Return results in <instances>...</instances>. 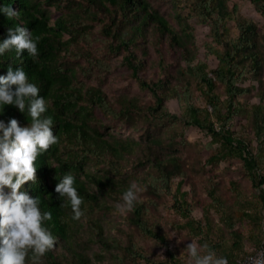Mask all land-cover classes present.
<instances>
[{
  "label": "trees",
  "instance_id": "obj_1",
  "mask_svg": "<svg viewBox=\"0 0 264 264\" xmlns=\"http://www.w3.org/2000/svg\"><path fill=\"white\" fill-rule=\"evenodd\" d=\"M249 1L264 14V0ZM47 2L60 9L67 6L68 11H63L51 24L50 16L35 0H0V3L10 4L17 11L13 17L0 12V40L7 36L8 27L18 24L31 29L33 36H39V55L35 60L26 49L21 51L20 56L16 55L15 49L7 50L0 55V73H6L9 64L14 68L23 66L28 78L39 85V95H43L48 101L43 115L52 117L54 134L59 138L38 156L35 162L36 180L26 181L22 186L31 195L40 197L42 210L52 212L51 220L45 223L57 237V241L55 247L39 260L44 264H95L87 247L91 241L109 245L103 226L89 219L92 237L82 238L78 229L79 218L74 217L68 198L59 196L56 192L55 184L64 174L71 172L76 177L78 194L84 198L81 204L83 214L89 211L87 208L109 209L108 200L122 199V193L131 184L124 168L130 155L136 152L140 153L136 158L137 164L148 165L151 170L144 180L145 187L148 191H163L171 195L174 211L184 219L177 221L178 226L186 227L200 240H209L211 247H219L221 243L210 236L212 228L208 210H204L200 219L191 216L193 203L187 200V192L181 189L182 183L186 181L181 158L172 153L161 156L155 151L152 145L157 142L156 137L151 135L149 129L146 132L145 146L133 139L122 141L104 138L92 122L94 117L89 105L83 102L89 100L106 114L117 118L131 119L143 115L148 122L167 120L179 121L184 127L197 126L207 133L210 144H217L205 162L215 164L221 160L237 159L256 190L259 203L264 204V97L260 96L259 101L250 106L244 104L248 97L255 94L253 90L257 89V85L262 83L264 34L260 35L253 20L240 14L235 3L229 11L226 0H193L198 20L209 28L210 41L204 44V54H210L216 60L215 66L209 68L205 59L196 57V47L191 35L175 31L147 0ZM77 7L80 10L76 11ZM99 12L104 16L102 33L109 39V46L117 52L125 51L122 59L124 65L130 69L139 86L151 93L152 102L148 105L139 103L135 97H122L116 108L101 89H83L74 83V71L62 67L60 57L79 54L76 51L77 41L83 32L85 21L92 17L98 19ZM230 15L236 29L233 35L225 24V18ZM156 32L159 35L155 36ZM151 44L155 46L161 70L156 77L147 78L140 72L145 65V56L150 54ZM162 48L177 51V57L183 65L177 68V71L183 73L182 85L172 83L168 73H164L165 55ZM82 54L93 64L88 51ZM95 62L102 63L99 59H95ZM185 75H189L198 84L200 96H193ZM245 79L254 80L257 85L242 84ZM219 87L222 88L221 91H218ZM171 97L179 103V115L169 112L165 106ZM200 97L204 99L203 106L196 103ZM244 112L248 115L249 133H243L237 127ZM12 116L21 124L31 121L26 111L21 112L15 105L5 104L3 112H0V119L7 121ZM94 159L107 166L103 173L85 168L87 162ZM176 177L179 179L173 186V179ZM90 183L95 190L89 189ZM231 183L235 189L238 188L234 181ZM208 192L212 202L217 206L221 205V199L215 194L213 185ZM146 212V203L138 197L134 208L130 210L129 220L146 236L162 241L167 246L166 256L163 259L144 257L135 244L129 245L131 254L142 257L149 264H186L173 247H168L166 236L149 225ZM224 216L229 228H232L230 234L233 237V248L222 256L227 257L228 264H238V259L262 244L264 216H261L258 208L249 211V206L234 217L225 212ZM246 220L256 226L251 230L250 237L247 236L253 240L252 244L245 241L239 229V224ZM32 255L30 252L26 257V264L34 261Z\"/></svg>",
  "mask_w": 264,
  "mask_h": 264
},
{
  "label": "rangeland",
  "instance_id": "obj_2",
  "mask_svg": "<svg viewBox=\"0 0 264 264\" xmlns=\"http://www.w3.org/2000/svg\"><path fill=\"white\" fill-rule=\"evenodd\" d=\"M35 1L50 16L49 22L51 24L63 11H68L67 6L60 9L53 4H49L47 0ZM147 1L152 8L167 19L175 31L180 34L189 33L191 35L192 42L196 47L197 58L205 59L209 68L215 66V58L210 54L207 56L204 54V44L206 41H210L209 28L198 20V16L193 9V0ZM234 3L237 4L242 16L256 23L260 35L264 34V14L257 10L249 0H226L229 11H231ZM78 9L80 10L78 7L75 10L78 11ZM103 23L104 16L101 12L98 14V19L92 17L85 21L83 32L78 36L77 41L76 51L79 54L61 56L62 67L74 71V83L83 89L89 87L101 89L107 100L116 108L119 107V100L122 97H135L139 103L144 106L148 105L152 102L151 93L139 86L130 69L124 65L122 59L125 51L117 52L109 46V39L102 33ZM225 24L229 27L230 34L233 35L236 29L231 15L225 18ZM156 35H159V33L156 32ZM64 36L67 37L66 34ZM154 47V44L150 45V54L145 56V65L140 72L141 75L147 78L156 77L161 70V66L157 63L158 57ZM84 51L89 52V59L92 60L93 64L85 59V55L82 54ZM262 51L264 54V44ZM163 52L165 55L164 73H168L172 83L182 85L183 73L177 71V68L183 65L177 57V51L168 49ZM95 59H99L102 63L97 64ZM185 76L193 96L199 95L198 84L189 75ZM261 82L260 85L250 79H245L242 82L244 85L252 83L258 86L257 89L253 90L255 94L248 97L244 102L245 105L250 106V104L258 102L260 96L264 97V75ZM221 90L222 88L219 87L218 91ZM83 103L89 105L94 117L92 122L99 128L104 138L122 141L133 139L145 146L147 145L146 132L149 129L151 135L156 137L157 142L152 145L155 151H158L161 156L172 153L181 158L186 179L182 183L181 189L187 192V200L193 203L191 216L200 219L204 214V210H208L212 228L210 236L221 243L217 248L211 247L212 244L209 240L198 239V236L186 227L180 228L178 226L177 221H184V219H181L180 215L174 211L170 194L163 191L155 193L147 190L144 180L151 170L148 165L139 166L137 164L136 158L139 156V152L130 155L129 161L125 163L124 170L126 171L125 175L130 177L131 184L136 183L138 185V197L147 205L145 217L149 225L166 236L169 243L168 247H173L186 264H190V256L186 245L191 240H195L199 244H209L217 255L231 252L233 237L230 231L232 228H229L224 220L226 218L224 212L234 217L244 207L249 206V211L258 208L261 216H264V204L259 203L257 192L252 187L237 159L221 160L215 164L205 162L206 157L217 144H210V138L204 130L194 125L184 127L179 121L151 120L148 122L143 115L131 119L117 118L106 114L99 106L92 104L89 100H85ZM196 103L200 106L205 105L203 97H200ZM165 106L169 112L180 114L179 103L174 97L169 98ZM242 116L237 122V127L243 133H249L250 125L247 112H244ZM106 167L105 163L95 159L90 160L85 165V168L99 173H103ZM80 177L84 178V175L80 174ZM178 179L179 177L173 179V186H175ZM232 181L238 185V188L235 189L232 186ZM212 185L215 194L221 199V205L217 206L212 202L208 192L209 187ZM88 186L90 190H95L91 183ZM120 200L122 199H109V209L87 208L89 211L79 217L78 229L82 238L92 237V229L88 224V220L92 219L103 226L104 234L109 242V245H102L98 241L90 242L87 252L95 264H149L142 257L131 254L129 251L130 244L137 245L144 257L150 259L165 258L167 246L162 241L146 236L132 224L129 220L130 211L122 212L116 207V202ZM255 227V224L248 220L239 224V229H241L245 241H249V244L254 242L247 236L250 237L251 230ZM31 264L44 263L38 260L32 261Z\"/></svg>",
  "mask_w": 264,
  "mask_h": 264
},
{
  "label": "clouds",
  "instance_id": "obj_3",
  "mask_svg": "<svg viewBox=\"0 0 264 264\" xmlns=\"http://www.w3.org/2000/svg\"><path fill=\"white\" fill-rule=\"evenodd\" d=\"M0 12L7 17L17 14L7 3H0ZM38 40L39 36H33L23 24L8 27L7 36L0 40V55L15 49L20 56L26 49L35 60L39 55ZM39 93V85L28 78L23 66L14 68L9 64L6 73H0V112L5 104H12L31 117L27 124H21L15 116L7 121L0 119V264H26L30 252L38 261L57 241L45 223L51 220L52 212L41 209L38 195L22 189L26 181L36 180L38 156L59 139L54 134L52 117L43 115L48 101ZM75 180L68 172L55 184V190L68 198L74 217L79 218L84 213V198L78 194ZM138 191L136 183L130 184L116 207L122 212L132 210ZM186 248L190 264H228L227 257L217 255L207 243L191 240Z\"/></svg>",
  "mask_w": 264,
  "mask_h": 264
},
{
  "label": "built area",
  "instance_id": "obj_4",
  "mask_svg": "<svg viewBox=\"0 0 264 264\" xmlns=\"http://www.w3.org/2000/svg\"><path fill=\"white\" fill-rule=\"evenodd\" d=\"M263 224V239L262 244L254 251L247 253L243 257L237 260L238 264H264V217L262 219Z\"/></svg>",
  "mask_w": 264,
  "mask_h": 264
}]
</instances>
